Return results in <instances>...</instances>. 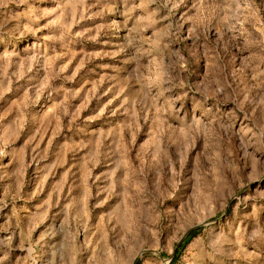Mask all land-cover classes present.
Wrapping results in <instances>:
<instances>
[{
  "label": "rangeland",
  "instance_id": "obj_1",
  "mask_svg": "<svg viewBox=\"0 0 264 264\" xmlns=\"http://www.w3.org/2000/svg\"><path fill=\"white\" fill-rule=\"evenodd\" d=\"M0 264H264V0H0Z\"/></svg>",
  "mask_w": 264,
  "mask_h": 264
}]
</instances>
